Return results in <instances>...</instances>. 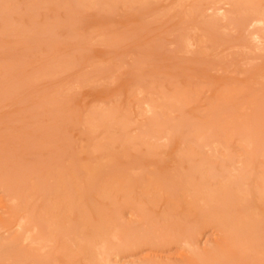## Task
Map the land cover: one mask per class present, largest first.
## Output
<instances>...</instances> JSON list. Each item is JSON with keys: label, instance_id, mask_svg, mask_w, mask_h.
I'll return each instance as SVG.
<instances>
[{"label": "rangeland", "instance_id": "1", "mask_svg": "<svg viewBox=\"0 0 264 264\" xmlns=\"http://www.w3.org/2000/svg\"><path fill=\"white\" fill-rule=\"evenodd\" d=\"M0 264H264V0H0Z\"/></svg>", "mask_w": 264, "mask_h": 264}, {"label": "bare ground", "instance_id": "2", "mask_svg": "<svg viewBox=\"0 0 264 264\" xmlns=\"http://www.w3.org/2000/svg\"><path fill=\"white\" fill-rule=\"evenodd\" d=\"M203 176V175H202ZM229 179V178H228ZM223 181V180H222ZM54 198H55V196H54ZM74 198H76V197H74ZM239 198V197H238ZM57 200V199H56ZM55 200V201H56ZM74 200H76V199H74ZM211 200V199H210ZM77 201V200H76ZM58 212H59V210H58ZM57 212V213H58ZM64 212V211H63ZM54 213V212H53ZM55 214V213H54ZM56 215V214H55ZM59 215V214H58ZM61 215V214H60ZM63 215V214H62ZM222 220H225V219H222ZM226 221V220H225ZM58 223H60V222H58ZM62 224V223H61ZM55 226V225H54ZM63 229V228H62ZM103 235H104V233H103ZM108 238V237H107ZM104 240V239H103ZM107 240V239H106ZM50 241V240H49ZM47 242H48V240H47ZM88 244V243H87ZM84 246V245H83ZM85 246H86V243H85ZM78 247V246H77ZM76 247V248H77ZM80 247V246H79ZM81 248H82V246L80 247V250H81ZM105 248V247H104ZM83 249V248H82ZM82 251V250H81ZM97 253V252H96ZM93 254V253H92ZM100 259V258H99ZM102 259V258H101Z\"/></svg>", "mask_w": 264, "mask_h": 264}]
</instances>
